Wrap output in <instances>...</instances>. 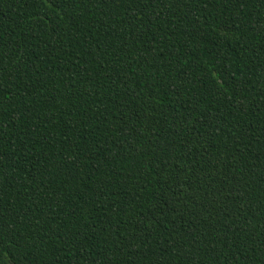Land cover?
Here are the masks:
<instances>
[{"label": "trees", "instance_id": "16d2710c", "mask_svg": "<svg viewBox=\"0 0 264 264\" xmlns=\"http://www.w3.org/2000/svg\"><path fill=\"white\" fill-rule=\"evenodd\" d=\"M0 264H264V0H0Z\"/></svg>", "mask_w": 264, "mask_h": 264}]
</instances>
